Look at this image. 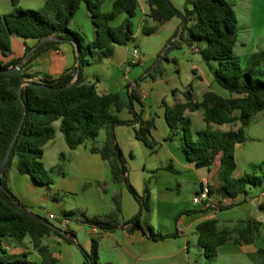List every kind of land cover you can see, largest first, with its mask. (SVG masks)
Here are the masks:
<instances>
[{
    "label": "trees",
    "instance_id": "obj_1",
    "mask_svg": "<svg viewBox=\"0 0 264 264\" xmlns=\"http://www.w3.org/2000/svg\"><path fill=\"white\" fill-rule=\"evenodd\" d=\"M105 2L46 0L43 7L31 9L21 6L20 0H12L13 9L0 12V71L13 69L27 58L20 71L7 74L0 72V166L22 126L5 175L1 178L4 188L0 184V264H56L57 259L49 246L44 244V238L56 236L68 244L76 243V235L69 226L62 229L45 217L19 208L15 203V200H19L10 188V174L14 166L20 175L30 176L40 185L49 187L54 184L43 158L46 145L56 137L57 123L72 150L92 142V153L99 154L108 162L114 182L125 184L140 203L138 214L123 225L127 227L128 233L133 234L140 229L155 240L178 236V231L161 234L156 233L151 226H147V230L143 228V212L150 211V192L146 190L141 196L132 186L128 164L117 140L116 127L132 125L136 127L139 140L148 146L156 144L152 134L154 119L144 120L142 114L135 111L134 101L140 102L136 87L129 86L130 101L126 102L118 93H98L96 85L87 82L84 77V68L90 63L91 54L98 52L101 58L109 59L114 56L117 47L126 46L134 40L132 18L136 15L139 0H116L107 12L102 9ZM186 2L193 8L182 12L172 0H149L152 25H143L142 34H156L175 17L182 19V28L175 35L178 39L172 40L168 51L183 44L196 47L216 83L230 96L207 92L199 102L194 99L193 92L188 91L185 93L186 101H177L167 108L166 121L173 137L182 135L189 162L197 168L207 169L220 162L219 184L208 187L211 197L218 195L221 199H235L247 196L251 187L264 185V162L259 166L260 173L235 178L236 147L246 142V129L264 113V71L260 68L264 54H255L245 65L242 64L235 52L238 41L237 14L228 0ZM82 4H86L92 13L96 28V37L92 41L73 24ZM122 16H125L124 20L115 24ZM15 37L22 39L26 45L23 57H13ZM31 41L35 42L33 46L28 45ZM74 42L80 47L79 51L76 49L79 55L75 67L55 79L34 80L28 71L35 59L49 50H57L63 43ZM126 108L133 114L132 120L120 118V112ZM199 110H203L206 128L198 130L194 139L192 120L186 117V113ZM238 122L241 125L238 130L214 129L215 126L235 125ZM102 131L106 132V141L103 147H99L97 139ZM63 159L64 155L60 160ZM58 197L59 194L53 195L55 201ZM114 199L116 207L111 213L103 219L83 217V223L97 228L101 233L116 231L121 225L118 221L121 201L119 195ZM231 207L232 204L215 201L213 209ZM191 213L194 211L180 213L176 221ZM63 217L73 220L71 218L77 219V214L68 211ZM260 227L261 223L252 219L240 221L234 228L221 227L216 219L205 220L197 226L199 244L206 256L210 254V257H217L220 247L229 241L237 245L254 243ZM28 238L42 258L40 262L30 258L31 253L28 251L11 253L7 249V241L23 242ZM98 246L99 237L93 235L91 252L83 250L84 264H96ZM257 256L262 258L259 264H264V249H259Z\"/></svg>",
    "mask_w": 264,
    "mask_h": 264
},
{
    "label": "crops",
    "instance_id": "obj_2",
    "mask_svg": "<svg viewBox=\"0 0 264 264\" xmlns=\"http://www.w3.org/2000/svg\"><path fill=\"white\" fill-rule=\"evenodd\" d=\"M115 1L116 0H106L102 8L103 11H110ZM172 1L182 12L192 10L193 8L186 0ZM228 1L235 9V4L230 0ZM45 3L46 0H34V3L20 0L21 6L31 9L43 7ZM12 9V0H0V12L5 13ZM241 10L242 17L238 23V41L235 52L240 57L242 64L245 65L253 55L264 54V0H243ZM150 13L151 7L149 5V0H139V7L135 17L132 18V22H138V31L140 34H142L143 25H152V20L149 17ZM124 18L125 16L120 17L115 21V24H120ZM73 24L76 28L85 32L89 41L95 39L96 28L93 24L92 13L86 4H82L80 7ZM181 28L182 19L175 17L166 23L158 33L148 36L142 35L146 38L160 33H166L167 36H171L174 34L176 35L177 31ZM176 39H178V37H175V40ZM34 44L35 42L33 41L28 43L29 46H33ZM131 44L137 46L135 42V33L134 40L126 46L117 47L112 58L103 59L99 56L98 52H94L90 55V63L84 68V77L87 82L96 85L98 93H118L126 102L130 101V88L138 85L135 84L132 87L128 76L134 67H139L147 62L146 55L141 54L137 63H131V54L128 52V47ZM25 48L26 45L22 39L17 37L13 39V57L19 58L22 56L25 53ZM187 48L188 60L185 66H183L184 68L181 66L180 62L177 61L175 67H172V69L168 68V71L161 72L152 82L145 80L141 86H138L140 89L138 95L140 97V102L134 101V108L137 113L142 114L144 120L154 119L156 125L152 134L157 133V123L160 124L166 135L168 134L169 136L171 134V129L166 121L167 108L173 106L177 101H186L185 93L188 91H192L194 99L199 102L203 100L207 92H215L224 97L230 96L226 90L216 83L213 73L199 54L198 49L196 47ZM76 57V46L72 43H63L57 50H49L35 59L28 72L34 76L35 81L40 82L45 78L55 79L60 77L66 70L77 65ZM167 63L170 64V62ZM260 68L264 71V59ZM129 86L131 87L129 88ZM154 112L159 114L157 122ZM262 114L264 115V113ZM262 114L257 119H264ZM186 117L192 120L193 136L194 139H196V132L206 128V124L203 120V110L188 112L186 113ZM120 118L128 121L132 120L134 116L130 110L126 108L120 112ZM225 126H234L233 130H238L241 125L238 122L235 125L215 126L214 129L227 131L224 129ZM255 126H257V128L254 130L252 126L247 129L246 142L236 147L237 169L233 175L235 178H240L245 174L261 172L259 166L264 162V121ZM56 127V137L46 145L43 158L46 169L49 170L51 174H53L54 171H56L57 174L56 178H53L54 184L48 187L50 193L47 195L53 198L54 194H59L58 200H53L57 204L63 206V214L72 208H76L78 209V211L75 212L77 218H89L85 212L93 213V215L111 213L116 207L115 199L113 198L111 203L104 204L100 200L99 189L97 187L92 188L94 183H101L109 179L108 170L110 169L111 171L110 165H107L106 161L103 160L99 154L92 153V142H87L77 149L72 150L59 131V123L56 124ZM115 132L119 140L118 142L121 144L122 140L130 144L132 143V145H134L133 143L141 141L137 138L136 127L132 125L118 126ZM104 134L106 136V132L102 131L97 139V146L99 147H103L105 144L106 138L102 145L99 142V138ZM162 140H164V138ZM172 141H178L174 150L177 153L175 159L178 163L179 170L183 173L196 172V177L194 179L186 176L179 179L173 178L172 181L166 183L157 182V185L160 186L157 192L158 194L161 193L160 197L162 196L159 228L161 231L166 230L163 231L162 234H171L178 231V236L166 240H155L149 238L140 229L133 234L128 233L127 227H123V225L138 214L141 206L130 190L127 187H122L119 194L121 214L118 218L121 225L114 232L90 233L89 239L84 242L85 250L89 253L91 252L92 237L94 235L99 237L98 254L100 257H104L105 250L109 249L112 253L118 255L119 261L123 264H167L169 261H178V264H204L205 261L203 257L205 253L203 247L199 244V236L197 233V226L201 222L209 219H216L220 222L221 227L234 228L237 226L238 222L252 219L261 223V227L256 233L255 242L252 244L237 245L233 241H229L220 247L218 253L220 255L222 253V255L225 256L223 258V264H257L255 259L257 258V252L259 249H264V185L251 187L247 196L242 195L235 199H221L218 195L212 196L215 201H223L225 205L232 204V207L229 209L220 210L207 208L205 203L198 205L195 203V198L203 189L216 184L218 174L214 175L213 166L208 170V176H199L198 171L204 168H197L194 163L187 160L182 135L179 134L175 136ZM166 142L167 139L163 144H156L163 147L167 146L165 145L167 144ZM170 152L173 153L172 150ZM62 155H69L71 157L68 163H65L63 166L60 165V157ZM78 160L79 165H75V161ZM67 164H69V166ZM111 177L113 180L112 171ZM10 178V188L11 186L15 187L17 194L15 196L18 198L19 202L28 211L35 213L34 209L42 201L40 196L43 194V186L35 182L30 176L20 175L15 166L11 170ZM181 181H183V184H181ZM193 181L199 189L190 191L189 188L193 186ZM18 183L23 185L24 192L18 190ZM174 183L177 184V195L182 193L180 188L185 190L183 198L180 199V197H177L179 199L175 202L170 201L174 195L172 192L173 189L170 186H173ZM114 184L118 185L115 182ZM140 190H142V188ZM82 196V202H79ZM186 211H194V213L186 216L183 215L176 221L177 214ZM154 212L155 210H153L152 213ZM161 213H166V216H161ZM51 214L53 213H50V215ZM143 216L141 220L143 228L147 226L152 227V224L148 222V216ZM57 218L56 216V219ZM59 220H61L60 228L65 229L69 226V228L74 231L70 225L71 220H66L63 215L59 217ZM153 228L156 229L155 227ZM161 231L159 232L161 233ZM75 240L77 241L76 237ZM9 241L13 244H17L15 241ZM43 242L45 245L49 246V248L52 246V248H59V250L64 249L62 245L72 246V244H68L56 236L46 237ZM30 245L32 250L20 249V246H16L15 250H10L9 247H7V249L11 253L28 251L31 253L30 258L40 262L42 258L34 249L31 242ZM192 248L194 249L193 252L191 250ZM72 256L74 258L69 264L85 263V256L83 253L81 256L77 257L73 252ZM58 263L59 261H57L56 264ZM175 263L177 264V262Z\"/></svg>",
    "mask_w": 264,
    "mask_h": 264
},
{
    "label": "rangeland",
    "instance_id": "obj_3",
    "mask_svg": "<svg viewBox=\"0 0 264 264\" xmlns=\"http://www.w3.org/2000/svg\"><path fill=\"white\" fill-rule=\"evenodd\" d=\"M28 3H34V0H25ZM235 4V11L237 14V20L238 23L241 20L242 17V10H241V4L243 0H230ZM133 31L135 33V44H131L128 47V52L132 54L133 50L135 48H138L140 51V56L141 54H145L147 58V62L144 65H141L139 67H134L130 74H129V81L131 82V86L133 87L135 84L138 86L142 83H144L145 80H149L152 82V80L156 79L159 74L163 71H168L169 69H172V67L176 66V62L179 61L181 66H185L186 61L188 60V46L187 45H182L181 47L174 48L170 51H168V48L170 46V43L172 40L175 39V34L171 36H167L166 33H160L158 35H154L150 38L144 37L142 34L139 33L138 31V22L134 21L133 22ZM178 41V40H177ZM184 47V48H183ZM127 50V49H126ZM24 54L20 57H23ZM183 59V61H182ZM167 62H170L167 63ZM262 63V62H261ZM184 68V67H183ZM151 74L156 75L155 77H152ZM142 78H145L142 80ZM136 86V93L139 95L140 89L139 87ZM155 113V119L157 122V117L158 113ZM262 116H264L262 114ZM264 119H256L254 120L250 126L247 128L249 129L251 126L253 127V130L257 128L255 126L256 124H259L260 122H263ZM156 125V123H155ZM158 130L157 133L153 134L154 139L156 143H161L163 144L165 140L167 139V146L160 147L157 144H153L151 146L145 145L146 143L138 141L137 143H128L127 141L122 140V144L119 143L123 154L125 156V159L128 164L129 168V179L134 187V189L139 193V195L143 196L145 194L146 190H149L150 192V211L144 210L143 214L144 216H148V222L149 224H152V228L155 227L154 231L156 233H160L159 231V218H160V207L162 206V196L160 197V194H158L157 190L160 188L159 185H157V182L159 183H166L169 181H172L173 178H181V177H190V178H195L196 177V172H188V173H183L182 171L179 170L178 168V163L175 159V155L177 154L176 151L174 150L175 147L177 146L178 141H172L173 137L172 133L168 136L166 135L160 126L159 123H157ZM234 126H225V130L233 129ZM247 129L245 131L246 134V140H247ZM154 131V130H153ZM152 131V133H153ZM117 136V135H116ZM159 137V138H158ZM105 134L102 135L99 138V142L102 145L105 141ZM164 138V140H162ZM118 140V137H117ZM119 141V140H118ZM172 150L173 153L170 151ZM155 151V152H154ZM63 160L61 161V166H63L65 163H68V161L71 159L69 155H64ZM61 159V157H60ZM108 165V163L106 162ZM69 166V164H67ZM75 165H79V160L75 161ZM219 167H220V162L214 165L213 170H214V175H217L219 173ZM109 168V166H108ZM209 169L204 168L198 171L199 176H208L209 175ZM52 178H56L57 174L56 171L53 172ZM108 175L109 179L93 184L92 188H98V192L100 195V200L102 203L107 204L111 203L113 198H115L117 195L120 194L121 188L124 187L126 188L127 186L125 184H114L112 177H111V171L110 169L108 170ZM181 184H183V181H181ZM219 184V175L217 177V182L215 185ZM141 185V187H140ZM43 186V185H42ZM177 184L174 183L173 186H170L173 189L174 195L172 196V199L170 201H177L180 197L183 198V194L185 193V190L180 188L182 190V193L180 195H177L176 189H177ZM18 190L21 192H24V188L22 184H17ZM142 188V190H140ZM12 192L16 194V189L15 187L11 186ZM139 189V190H137ZM199 189V187L196 186V184L193 181V186L189 188L190 191ZM42 193L41 198L42 201L36 208L34 209V212L42 217L47 218L51 223L54 225L61 227V220H59V217L63 215V206L57 204L52 197H49L47 194L50 193L49 189L47 186L42 187ZM176 193V194H175ZM80 197V196H79ZM78 198V197H77ZM83 196L80 199L79 202H82ZM171 204V203H170ZM159 208V210H158ZM91 209V208H90ZM153 210H155L154 213ZM158 210V212H157ZM69 211L76 212L78 209L72 208ZM86 211V210H85ZM91 211V210H90ZM157 212V213H156ZM50 213H53L56 215L58 218L57 219H51L49 217ZM90 219L94 217H99V218H104L107 214H102V215H93V213L90 214L85 212ZM92 215V216H91ZM165 215L161 213V216ZM180 214H177L176 219L178 218ZM143 216V217H144ZM186 216V214H185ZM182 217V216H181ZM71 227L74 229V233L76 235L77 241L75 244H72V246L68 245H62L64 247L63 250H59V248H50L51 252L53 253L54 257L59 261L58 264H69V262L72 261L74 258L72 256V253L74 252L77 257L81 256L83 253L84 248V242L89 239V234L93 233V227L90 225L83 223L82 218H71ZM180 219V218H179ZM152 221V223H151ZM147 230V227L145 228ZM166 231V230H163ZM161 231V234L162 232ZM17 244L11 243V241H7V247H9L10 250H15L16 246H20V249H27V250H32V247L30 245V239H26L23 242H18L15 241ZM62 249V248H61ZM69 250V251H68ZM192 252L194 249H191ZM61 251V252H60ZM99 251V248H98ZM211 255L208 254L207 256L205 255L203 257L204 259V264H223L224 260L223 258L225 256L221 255L218 253L217 257H210ZM257 261V264L262 260L260 256H257L255 258ZM175 262L178 261H169L167 264H176ZM123 264L122 262L119 261L118 255L115 253H112L111 250L107 249L105 250L104 257H100L99 254H97L96 258V264Z\"/></svg>",
    "mask_w": 264,
    "mask_h": 264
},
{
    "label": "water",
    "instance_id": "obj_4",
    "mask_svg": "<svg viewBox=\"0 0 264 264\" xmlns=\"http://www.w3.org/2000/svg\"><path fill=\"white\" fill-rule=\"evenodd\" d=\"M74 44L77 46L76 49L79 51L80 47L78 46V44L75 43V42H74ZM31 53H32V51L28 54V56H30ZM77 55H79V53H78ZM26 60H27V58H26L25 60H23V62H22L19 66L15 67V68H13V69L6 70V71H0V72H1V73H6V74H7V73H14V72L20 71V70L23 68V66H24V64H25V62H26ZM79 65H80V61H78V66H79ZM75 82H76V80L73 82V84H74ZM21 98H22V97H21ZM21 128H22V126H21ZM21 128H20L18 134L16 135L15 139L13 140L12 144L10 145V147H9V149H8V152H7L5 158H4V160H3V162H2V164H1V166H0V184H1V187H2V188H4V186L2 185L1 178L5 175V171H6V168H7L8 162H9V160H10V157H11V154H12V151H13V148H14V146H15V143H16L17 139H18V136H19V133H20V131H21ZM15 203H16V205H17L19 208H21V209H26V208H25L20 202H18V201L15 200ZM29 212H30V211H29Z\"/></svg>",
    "mask_w": 264,
    "mask_h": 264
},
{
    "label": "built area",
    "instance_id": "obj_5",
    "mask_svg": "<svg viewBox=\"0 0 264 264\" xmlns=\"http://www.w3.org/2000/svg\"><path fill=\"white\" fill-rule=\"evenodd\" d=\"M140 58V51L138 48H135L131 54V63L135 64ZM195 203L200 205L205 203L207 208L215 207V200L209 195V189L205 188L202 192L195 198ZM51 219H56V216L51 214L49 216ZM99 232L97 228H93V233Z\"/></svg>",
    "mask_w": 264,
    "mask_h": 264
}]
</instances>
